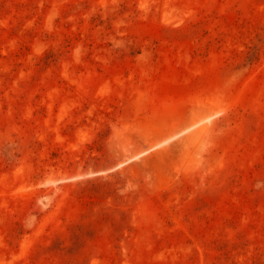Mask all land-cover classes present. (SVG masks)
<instances>
[{"label": "rangeland", "instance_id": "rangeland-1", "mask_svg": "<svg viewBox=\"0 0 264 264\" xmlns=\"http://www.w3.org/2000/svg\"><path fill=\"white\" fill-rule=\"evenodd\" d=\"M0 264H264V0H0Z\"/></svg>", "mask_w": 264, "mask_h": 264}]
</instances>
